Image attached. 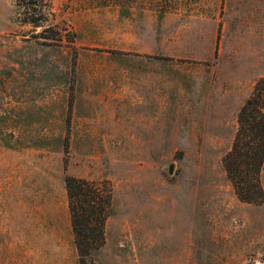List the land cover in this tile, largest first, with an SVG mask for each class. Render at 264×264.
Listing matches in <instances>:
<instances>
[{"label":"rangeland","instance_id":"obj_1","mask_svg":"<svg viewBox=\"0 0 264 264\" xmlns=\"http://www.w3.org/2000/svg\"><path fill=\"white\" fill-rule=\"evenodd\" d=\"M16 4L0 0V264H78L65 177L110 196L97 264H264V201L222 166L264 77V0Z\"/></svg>","mask_w":264,"mask_h":264},{"label":"trees","instance_id":"obj_2","mask_svg":"<svg viewBox=\"0 0 264 264\" xmlns=\"http://www.w3.org/2000/svg\"><path fill=\"white\" fill-rule=\"evenodd\" d=\"M24 1L17 0L19 10ZM41 19L31 20L30 23L37 26ZM8 147L12 148V145ZM263 163L264 77L255 83L250 96L239 109L231 149L222 159L226 176L241 202L253 205L263 203L264 192L260 181ZM64 183L78 264H97V252L104 245L105 221L110 216V196L102 200L97 185L85 179L65 177Z\"/></svg>","mask_w":264,"mask_h":264},{"label":"crops","instance_id":"obj_3","mask_svg":"<svg viewBox=\"0 0 264 264\" xmlns=\"http://www.w3.org/2000/svg\"><path fill=\"white\" fill-rule=\"evenodd\" d=\"M158 75H156V79L157 80H166V76H165V73H160V72H158L157 73ZM147 80H144V77H143V79L142 80H140V82H138V83H140V86L141 87H145V85L143 84V82H146ZM127 88H132V87H127ZM132 99H135L134 98V96H130ZM136 99H139V98H136ZM137 102H141V100H136ZM136 102V103H137ZM14 133V132H13ZM15 135H16V133H15ZM12 144V143H11ZM10 144V145H11ZM26 148V147H25ZM9 149H17L15 146H13L12 145V148H9ZM22 150H23V148H22ZM70 227H71V222H70Z\"/></svg>","mask_w":264,"mask_h":264},{"label":"water","instance_id":"obj_4","mask_svg":"<svg viewBox=\"0 0 264 264\" xmlns=\"http://www.w3.org/2000/svg\"><path fill=\"white\" fill-rule=\"evenodd\" d=\"M171 168H172V167L170 166L169 171H171Z\"/></svg>","mask_w":264,"mask_h":264}]
</instances>
